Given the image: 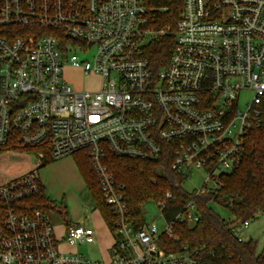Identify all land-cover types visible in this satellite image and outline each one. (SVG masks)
<instances>
[{
  "label": "built area",
  "instance_id": "obj_1",
  "mask_svg": "<svg viewBox=\"0 0 264 264\" xmlns=\"http://www.w3.org/2000/svg\"><path fill=\"white\" fill-rule=\"evenodd\" d=\"M161 1L0 0V146L37 150L31 170L0 186V264H197L188 246L172 251L167 242L177 224L199 222L195 201L170 219L167 200L151 202L139 222L107 161L157 160L168 150L185 178L205 171L194 197L217 190L240 166L248 132L264 125V0H182L175 45L155 71L146 50L169 33L156 27ZM68 65L99 76V88L76 90ZM82 151L111 213L114 242L99 260L79 251L96 245V228L64 221L58 236L49 213L28 204L44 191L47 158Z\"/></svg>",
  "mask_w": 264,
  "mask_h": 264
},
{
  "label": "trees",
  "instance_id": "obj_2",
  "mask_svg": "<svg viewBox=\"0 0 264 264\" xmlns=\"http://www.w3.org/2000/svg\"><path fill=\"white\" fill-rule=\"evenodd\" d=\"M158 5L166 10L158 14L156 27H169V33L152 42L146 50L155 71H159L169 60L170 51L175 45L176 21L183 6L182 0H162ZM244 147L240 166L232 174L220 177L216 191L197 197L183 188L186 178L172 169L168 150L157 160L109 156L107 163L117 181L125 185L129 209L139 222L144 219L142 209L151 202L167 200L165 215L170 219L189 201H195L200 214L199 222L195 225L177 224L175 236L167 241L170 250L177 251L188 246L197 264H264V250L258 252L253 240L240 241L234 232V225L240 226L264 215V125L248 132ZM12 150L31 154L37 151L21 144L0 146V153ZM74 156L80 174L93 193L96 206L105 219L111 218L89 156L83 151ZM52 161L47 158L40 168ZM169 193L172 197L168 199ZM212 202L228 210L234 221L228 222L222 218L211 207ZM51 203L43 191L28 204L31 209H44ZM62 215L65 222L70 224L66 213Z\"/></svg>",
  "mask_w": 264,
  "mask_h": 264
},
{
  "label": "rangeland",
  "instance_id": "obj_3",
  "mask_svg": "<svg viewBox=\"0 0 264 264\" xmlns=\"http://www.w3.org/2000/svg\"><path fill=\"white\" fill-rule=\"evenodd\" d=\"M64 76L65 80L78 91L97 90L100 85L99 76L85 74L80 69L69 65L65 67ZM250 97L251 93L247 94L242 101L245 102ZM35 163V158L26 152L0 153V186L28 172ZM39 173L45 196L52 202L44 209L49 213L57 235L62 236L64 232L65 220L62 214L65 212L70 222L83 221L86 226L94 227L98 231L96 245H82L79 251L93 260L102 259L103 256L108 257V249L114 240L102 213L96 209L93 193L80 174L75 156L53 160L40 168ZM205 181V171L193 169L184 181L183 188L192 193L201 189ZM211 207L228 222L234 221L232 214L219 204L212 202ZM149 211V221L157 220L162 229L164 220L157 218L156 208L149 206ZM234 227L239 229L245 241L253 240L257 244L258 252L264 250V215L250 221L247 228L241 225H234Z\"/></svg>",
  "mask_w": 264,
  "mask_h": 264
},
{
  "label": "crops",
  "instance_id": "obj_4",
  "mask_svg": "<svg viewBox=\"0 0 264 264\" xmlns=\"http://www.w3.org/2000/svg\"><path fill=\"white\" fill-rule=\"evenodd\" d=\"M75 177V176H74ZM43 190H45L44 189V186H43ZM70 222V221H69ZM70 223H72V222H70ZM72 224H82V225H85L86 226V224L83 222V221H80V222H73Z\"/></svg>",
  "mask_w": 264,
  "mask_h": 264
}]
</instances>
